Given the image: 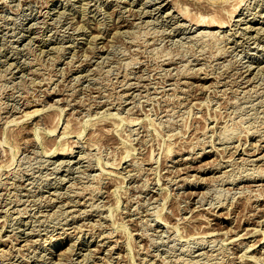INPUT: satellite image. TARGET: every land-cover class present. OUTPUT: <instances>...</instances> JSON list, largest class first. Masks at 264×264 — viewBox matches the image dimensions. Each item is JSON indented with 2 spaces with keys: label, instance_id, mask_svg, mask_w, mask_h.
Segmentation results:
<instances>
[{
  "label": "rangeland",
  "instance_id": "374dc122",
  "mask_svg": "<svg viewBox=\"0 0 264 264\" xmlns=\"http://www.w3.org/2000/svg\"><path fill=\"white\" fill-rule=\"evenodd\" d=\"M0 264H264V0H0Z\"/></svg>",
  "mask_w": 264,
  "mask_h": 264
},
{
  "label": "bare ground",
  "instance_id": "6f19581e",
  "mask_svg": "<svg viewBox=\"0 0 264 264\" xmlns=\"http://www.w3.org/2000/svg\"><path fill=\"white\" fill-rule=\"evenodd\" d=\"M233 1H234V0H233ZM205 3H206V2H205ZM217 3H218V2H217ZM220 3H222V2L220 1ZM227 3H228V2H227ZM231 3H233V2H231ZM174 4H175V2H174ZM214 5H215V4H214ZM224 5H225V7L228 6V5L226 6V3H225ZM224 5L218 3V5H217L218 7H216V8H218L219 10H218V9H217V10H218V11H223V10L225 9V8H224ZM229 5H231V4H229ZM211 6H213V5L210 4V7H211ZM173 7L176 8L175 6H173ZM178 7H179V6H178ZM178 7H177V8H178ZM226 9H227V8H226ZM233 9H234V8H233ZM173 10H174V9H173ZM228 10H229V9H228ZM177 11H179V12H177ZM177 11H176L177 13L181 14L179 9H177ZM181 11H182V10H181ZM212 11L215 12L216 9H215V10L212 9ZM226 11H227V10H226ZM185 12H186V11H185ZM185 12H183V13L186 14ZM224 12H225V10H224L222 13H224ZM227 12H228V11H227ZM229 13H230V11H229ZM229 13H228V14H229ZM218 14H221V12H219ZM181 15H182V17H183V14H181ZM186 15H187V14H186ZM193 16H194V15H193ZM210 16H211V17L206 18V20H204V19L201 20V19H200V20H197V21H196V19H194V20H195L194 23H196L197 25H203V26H205V24H206L207 27H209V25H210V26L213 25L214 27H217V28H220V29L224 27V24H225L224 20L219 19L220 17H219L218 19H214V18H213V17H214L213 14L210 15ZM219 16H220V15H219ZM191 18H192V17H191ZM191 18H190V20H191ZM204 18H205V17H204ZM227 18H228V17H227ZM229 18H230V17H229ZM192 20H193V19H192ZM189 23H190V22H189ZM192 23H193V22H192ZM196 24H195V25H196ZM197 25H196V26H197ZM213 26H211V27H213ZM260 30H261V29H260ZM205 32H206V31H205ZM205 32H204V33H205ZM208 32H209V31H207V33H208ZM101 121H102V120H101ZM134 121H135V120H134ZM65 124H66V123H65ZM65 124H64V125H65ZM65 127H66V125H65ZM67 127H68V124H67ZM67 127H66V128H67ZM66 128H64V129H66ZM64 131H65V133H69V132H70V131L68 130V128H67L66 130H64ZM76 135H77V134H76ZM68 136H69V135H68ZM71 146H72V145H71ZM67 148H69V146H68ZM67 148H64V147H63V148H61V149H58V150H60L61 152L57 150V154H60V155H63V154H61V153H67V154H68V153L70 152L71 149L69 148L70 150H68ZM55 150H56V149H55ZM49 152H50V154L52 155V153H54V152H56V151H54V149H53V151H48V153H49ZM58 152H59V153H58ZM50 154H49V155H50ZM97 179H98V178H97ZM59 212H60V211H59ZM12 231H13V230H12ZM101 235H102V234H101ZM106 235H107V234H106ZM209 235H210V232H209ZM236 236H237V235H236ZM104 237H105V236H104ZM141 237H142V236H141ZM241 237H242V236H241L240 234L237 236L238 239L241 238ZM34 242H35V241H34ZM26 243H27V242H26ZM250 246H251V245H250ZM247 249H248V248H247ZM244 255H245V254H244ZM246 256H247V255H246ZM247 258H249V257H247ZM166 262H167V261H166Z\"/></svg>",
  "mask_w": 264,
  "mask_h": 264
}]
</instances>
